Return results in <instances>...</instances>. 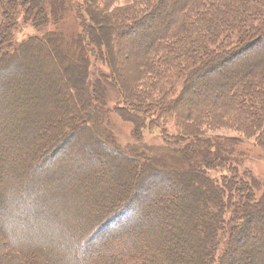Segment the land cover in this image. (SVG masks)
<instances>
[{
	"label": "trees",
	"instance_id": "1",
	"mask_svg": "<svg viewBox=\"0 0 264 264\" xmlns=\"http://www.w3.org/2000/svg\"><path fill=\"white\" fill-rule=\"evenodd\" d=\"M114 1L83 0L74 5L71 0H35L37 6L33 0H0V139L5 141L11 134L12 141L25 147L28 138L20 137L23 124L31 125L33 137L38 130L39 120L30 109L32 97L13 89L14 83L7 78L19 57L24 63H32L28 50L36 44L43 49L52 42L50 57L57 51L54 70L45 64L35 69L43 78L50 80L51 76V81L62 85L54 93L46 92L50 97L55 94L54 102L58 103L48 116V122H53L52 132L43 138L40 131L42 139L37 144L31 141L32 159L41 152L44 160H33L22 185L0 191V264H180L181 258L190 261L185 264H204L215 258V248L225 231V250L216 263L221 260L226 264L232 242H240L241 247L244 242L238 239L247 237L241 251L235 244L239 264H264V222H257L264 221V199H256L257 183L246 179L247 171L239 173L231 157L224 154L227 145L207 137L200 127L205 121L214 125L212 113L223 110L238 119L244 134L256 138L257 146L264 147V40L260 39L264 36V0H176L167 18L169 23L152 33L148 51L142 47L140 69L131 84L126 88L122 77L114 78L118 89L96 62L92 65L93 76L84 65L91 55L117 73L106 43L112 36L113 47L118 44L117 29L113 28L134 31L145 20L157 25L160 18L155 15L164 11L167 0H141L136 7L132 2L114 7ZM68 10L76 34L72 32L66 38L64 32H48L42 37H29L12 51L20 14L29 25L41 29L60 22ZM104 23L110 24L107 37L102 35ZM62 39L70 45L73 41L76 64H72V54L67 53ZM248 46H256L249 61L236 63L226 75L217 76L220 88L226 91L222 99L205 94L197 102L193 96L183 97L191 82L206 79L201 73L211 61H224ZM27 70H32L29 65L23 72ZM69 70L75 77L66 80L63 74L68 76ZM39 80L37 77L26 84L31 95L36 93L32 89ZM169 84L173 91L162 92ZM176 86L178 91L174 92ZM12 89L15 94L7 93ZM44 96L42 92L38 97ZM112 111H123L131 118L132 145L119 147L111 131L103 130L104 114ZM147 128H160L161 140L156 148L139 145L142 131ZM233 153L234 150L231 156L236 157ZM57 154H65L74 162L57 166ZM155 161L161 167L152 166L153 171L143 172ZM146 172L159 177V182L188 173L198 177L202 190L207 192L205 202L217 209L208 210L201 197L197 211L202 216L194 222L191 207L196 203L188 196L191 183L183 178L184 181L172 179V184L166 186L170 187L168 193L151 194L140 181ZM213 172L216 173L211 176ZM18 174L13 171L12 179L17 180ZM130 190L134 192L130 194ZM8 192L11 194L5 200L3 196ZM123 193L125 199L120 201ZM64 211L67 218H63ZM21 212L25 214L16 223ZM260 213L263 218L256 219ZM44 221L51 222L52 227H62L59 231L65 227L67 230L58 231L57 243L35 246L39 229L47 227ZM197 222L200 228L196 229Z\"/></svg>",
	"mask_w": 264,
	"mask_h": 264
},
{
	"label": "rangeland",
	"instance_id": "2",
	"mask_svg": "<svg viewBox=\"0 0 264 264\" xmlns=\"http://www.w3.org/2000/svg\"><path fill=\"white\" fill-rule=\"evenodd\" d=\"M34 4L38 6V3ZM83 0H71L72 4H76L79 2H82ZM64 2V1H63ZM66 2H68V0H66ZM132 2V3H131ZM140 2H142L141 0H115L113 6L117 7V6H122V5H127V3H134V7H136L138 5V3L140 4ZM172 3H170V0H167L165 4V8L164 11L161 14L155 15L156 18L159 17L160 21H158V24L155 25L153 24L150 20L148 21H144V22H140V24H138V26L136 27V29L133 31L130 30L128 31V29H126V27H119V28H113V29H117V32H115V34L117 35L118 38V44L117 46L114 48L113 47V43L111 41V38L109 37L108 41H106L107 45H108V49L109 51L112 53V56L114 57L112 61H114L113 65H115L116 71L113 70L112 67L109 66V64H105L104 62H101V60H97L94 57H91V55L89 56V63L87 62L84 67L87 68L88 73L90 76L94 75V72L92 70V65L98 64V68H100L102 71H104V73H107L109 75V79L110 81L113 82L114 86L116 89H118L117 85H116V81L114 80V78L119 79V77H122V80L124 81L126 88L128 87V85H130V81L132 79H134V77L136 76V73L138 72V68L140 66L139 63V58L141 57L140 55H142V53L144 52V50L150 48L151 46V40H150V36L155 33H157L159 30L163 29L165 24L169 23V19L168 16L170 13H172V11H174V3L176 2V0H172ZM159 10V9H158ZM22 13V12H21ZM160 13V12H158ZM3 17L0 16V20L2 21ZM17 28L14 30L13 33V43L11 45L12 51L15 50L14 48L18 47L23 41H25L26 39H29V37H42L44 34L48 33H54L56 35L60 34V32H64V35L66 36V38H70L72 32L73 33H77V30L75 31V22L74 19H72V14L71 12H69V10L66 12L65 16L63 17V19L55 24H51L49 23L48 26H44L41 29H37V27H33L31 25H29L30 23L26 22L24 20V18H22V15L20 14V18H17ZM166 22V23H165ZM103 30H102V35L103 37H107L109 34V31H106L108 28V26L110 24H103ZM73 27V28H72ZM79 27V26H78ZM142 27V29L140 28ZM139 28V30H138ZM111 31V30H110ZM111 33V32H110ZM261 40H264V36L263 38H260ZM62 41L65 43L66 47H67V53H69L70 55L72 54V56L70 57L71 62H73L72 64H76V52L75 49L72 47V42L71 41V45L69 44V41L67 42L65 39H62ZM144 41V45H139L140 42ZM55 43V42H54ZM55 45L57 46V43H55ZM133 45V46H130ZM260 45V43L258 44ZM257 45V46H258ZM52 42L48 43L47 46H44L45 48H41L39 45L36 44V46L34 48H31L30 50H28V58L30 59V62L32 63H27L25 61V63L23 62V58H18L16 61H21L22 64L21 65H16V61L15 64H13L16 68H13V70H11V72L7 73L8 75V80L9 83H14V87L13 89L18 90L20 92V94H22L23 96H28V97H32L33 99V105L31 106L32 111H33V116H36L38 121V125H36V127H38L37 133L34 135L33 137V133L34 131L30 128L29 125H26V123L23 124L24 130L22 131V134L20 137H27L28 141H27V145L24 147L22 144H18L17 141L14 139L13 141L11 140V138H13L14 135H8L7 139H5V141L2 139H0V171L3 174V178L0 180V191L1 190H5L7 191L8 188H12L14 186V184L16 185H22L23 181H25V178H27V172L29 171V169L31 170V166L33 165V160L35 159L36 162L39 161H43L44 157H41V152L38 154H35V156H33L34 158L32 159L31 151L34 148L32 146V142H35V144H37L42 137H46V135H48V132H52V128H53V122H48V116L50 114V111H53V109L57 106L58 103L54 102L56 99V95L54 94V96L50 97L48 96V91L51 90V92L54 93L56 88H61V82H58L57 80L55 81H51V76L50 80L43 78L42 74H38L36 71L39 69H42L44 67V64L46 65V67H48L49 69L51 68L52 70H54V64H56L55 62H57V51H55L54 56L49 55V51L50 49H52ZM132 47V48H131ZM142 47H144L145 49L142 50ZM117 49V51L115 50ZM11 50V49H10ZM9 50V52H10ZM44 50V51H43ZM256 50V46L254 48H252V46H248V47H244V50L236 53L235 55L229 57L228 59L223 60V58L215 61H211L212 63L210 65H208V67L206 68V70L201 73V75H206V79L203 80H195L193 82H191L188 85V90H186V93L184 94V98H189L192 97L196 98V101L199 102V100H201V98L203 96H205V94L207 95V97H212L214 99H222L221 97H223L224 95H221L222 93H226L224 87L218 84L219 81L216 80L217 76H222V75H226L227 74V70L229 67H231L232 65L236 64V63H242L244 61H249V58L252 57L251 54H254V51ZM48 53L49 55V59H47L46 54ZM25 57V56H24ZM76 58V60H75ZM7 59V58H6ZM28 60V59H26ZM6 60L2 61L5 62ZM65 62V60H64ZM27 63V64H26ZM3 64V63H2ZM29 65V68H31L32 70L30 71H24L25 67ZM53 66V67H52ZM61 67V66H60ZM37 70H36V69ZM58 67H55V70ZM50 69V70H51ZM140 69V68H139ZM13 71V72H12ZM80 72V69L79 71ZM69 74L71 75L70 77ZM69 74L67 76V74H63L67 79H71L72 77H75V73L73 70H69ZM238 74V73H237ZM37 77H40V80L38 81L39 83L37 84V86H33V89L36 93H34L33 95L30 94V90L29 87L26 85L28 82H30L31 80H35ZM63 77V76H62ZM130 77V78H129ZM1 79V78H0ZM234 79V77H232V80ZM53 80V79H52ZM62 80V79H61ZM11 81V82H10ZM63 82V80H62ZM79 83V81H78ZM202 86V87H201ZM82 87V86H81ZM79 87V88H81ZM7 88V87H6ZM164 90L162 92L165 91H173V87L169 84L163 87ZM12 89V90H13ZM7 91V93H13L15 94V90L13 91ZM47 90V91H46ZM73 90V89H72ZM76 90V92H78V89H74ZM82 90V89H81ZM114 90V89H113ZM113 90L111 91V93H113ZM227 90V89H226ZM229 90V88H228ZM227 90V92H228ZM115 91V90H114ZM178 91V88L176 86V90ZM43 92V94L45 95L44 98L43 97H38L39 95H41V93ZM98 93H100L99 90H97V95ZM105 95H108V88L107 91L105 90ZM40 99V100H39ZM107 102V101H105ZM207 102V101H206ZM198 104V103H197ZM252 106H249V108H251ZM41 108L43 111H41ZM253 108V107H252ZM84 110L82 109V112ZM249 113H252L251 110L249 111ZM213 115H211V120L212 122H214V125L209 124L208 122L205 121V123L201 122L200 125L198 123L197 126H200L201 129H204V131L206 132V136L208 137H212L214 138V141H217L219 143H224L225 145H227L226 147H228V149H226V151H224L225 155H229V157H231V161L235 163V165H237V167L239 168V173L240 174H244L243 172L247 171L244 175L246 177V179L251 178L252 181H256L257 186H255V190H256V199H264V147L261 146H257L256 145V138L253 137L251 138L250 136L244 134L242 132V128L239 126L238 124V119H235L233 117H230L229 115H226V113L222 111H218V112H214L212 113ZM207 116V115H206ZM249 116V114H248ZM50 118V117H49ZM209 118V119H210ZM202 121V120H201ZM251 120L249 119L248 122H250ZM2 122V120H0V123ZM103 123H101V126L103 127V130L108 132L111 131V134L114 136V141L116 143H118L119 147H125L126 145H132V142L134 140V136H133V129H134V125L131 121V118L126 115L123 111H112L109 112L107 115L106 113L104 114V118L102 120ZM2 124V123H1ZM238 124V125H237ZM42 131L43 132V136L41 137L39 135V132ZM203 132V131H202ZM46 133V135H45ZM143 133V137L142 141H139V145H143V146H154L153 148H156V146L160 145V140H161V131L160 128H153V129H144L142 131ZM16 135V132L14 133ZM45 135V136H44ZM36 137V138H35ZM218 139V140H217ZM36 140V141H34ZM233 140V141H232ZM32 141V142H31ZM232 141V142H231ZM230 142V144L228 143ZM149 148V147H146ZM234 150V153L236 157H234V155L231 156L232 151ZM66 153V152H65ZM40 154V155H39ZM60 156V154H57L56 156ZM158 155L161 158H165L163 154L158 153ZM3 156V157H2ZM58 156V158H59ZM117 159V158H116ZM70 161H72V163L74 162V160H72L71 158H67L65 156V154L61 155L60 158L57 160L56 165L57 166H61L63 164H70ZM119 160H116V162ZM156 163L158 162H151V164L153 165H149V167L146 165L145 167V171H153V167L154 166L156 168V166L161 167L160 164L157 165ZM98 164V162L96 163ZM229 164H231V162L229 161ZM16 165H18L16 167ZM56 166V167H57ZM128 165H124L123 168H128ZM16 167L15 169L17 170V172H19L18 176H17V180L16 179H12L11 174L12 172H16V170H14L13 168ZM13 169V171H12ZM128 170V169H127ZM149 172H146L144 175L142 174V176H140V181L142 182V184H144V190L148 191V193L150 192L151 194L153 192L158 193V192H162L164 191L165 193H168L169 188H167L166 186H170L172 179L175 181H179V180H185L186 183H191V187H189V191H188V196L190 197V201L195 202L196 204H193L192 208V213H191V219L195 221L199 222V217L202 216V213H199L197 211V207L200 206L201 201V197L202 200L205 204H208V202H205L206 199H204V197H207V192L206 190H202L203 189V185L200 184L198 177H192V175H190V173L186 174V175H176L174 177H170L171 180L168 181H164L163 182H159V177H153V175H148ZM216 172L211 173V176H214ZM181 177V178H180ZM183 178V179H182ZM183 180V181H184ZM197 181V182H196ZM140 182V183H141ZM88 183V180H87ZM130 186H133V184H131L129 182ZM169 184V185H168ZM197 184L199 185L197 187ZM17 186V187H18ZM17 187H15L16 190ZM87 187V186H86ZM85 187V188H86ZM167 188V189H165ZM129 189V188H128ZM134 190H130V194L133 193ZM11 193H5L4 194V198L6 200V198L8 197V195H10ZM81 194V193H80ZM137 195V193H136ZM125 194L123 193L120 197V201L125 199ZM211 204V205H210ZM6 208H8L9 210H16L15 213L19 212L18 209H12L13 206L12 205H5ZM208 210H212L213 205L212 203L209 202L208 204ZM262 208V206H259ZM217 208L213 209L216 210ZM10 212V211H9ZM8 212V213H9ZM65 211L63 213V218H67V216H65ZM25 212H21L20 213V217H18L19 219L16 220V223L20 220H22L23 216H24ZM15 215V214H14ZM228 215V214H227ZM226 215V216H227ZM254 215V214H253ZM225 216V218H226ZM249 216V215H248ZM260 216L262 217V214L260 213L259 215H257L255 218L257 219V217ZM247 218V216H245ZM263 218V217H262ZM261 218V219H262ZM16 219V218H15ZM255 219V220H256ZM253 221V219H252ZM249 220L248 223L252 222ZM197 222V224L195 225L198 226V228H200V224ZM259 222V224L261 225V223H263L264 221H257ZM45 225H47V227L42 230L39 229L40 231V235L36 237V245L35 246H41V245H52L53 242L57 243L58 242V231L60 229H62V227H52L48 222V221H44ZM64 223V222H63ZM258 225V223H256V226ZM255 230L259 227H254ZM33 227L29 228V230L32 231ZM197 229V227H196ZM53 230V232H52ZM66 227L64 229V231H66ZM52 232L53 234L49 233ZM64 231H59V233H63ZM257 231V230H256ZM227 232L225 231V235L220 238L221 240L219 241V245H217L216 249V254H215V258H209L210 260H208L207 262H205L204 264H223L222 261H218L216 263V260L218 259V257L224 252L225 250V244H226V239H227ZM240 235V234H239ZM242 236V235H241ZM240 236V237H241ZM247 237L238 239V241H243L244 244L247 243ZM240 242H236L235 244L237 245V249H239L241 251L242 249V245L240 247ZM234 242H232L231 244V249L228 250V256H226V264H239L238 261H240L239 258H236L237 254L236 252H238V250H236ZM233 247H234V251H233ZM77 250V249H75ZM207 257V256H206ZM190 261L187 259H183L181 258L180 260V264H185V263H189Z\"/></svg>",
	"mask_w": 264,
	"mask_h": 264
}]
</instances>
